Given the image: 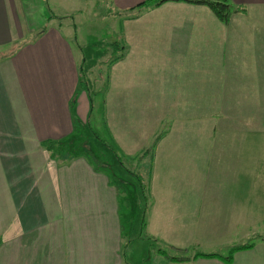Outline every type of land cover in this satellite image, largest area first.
Returning <instances> with one entry per match:
<instances>
[{"label": "crops", "instance_id": "crops-1", "mask_svg": "<svg viewBox=\"0 0 264 264\" xmlns=\"http://www.w3.org/2000/svg\"><path fill=\"white\" fill-rule=\"evenodd\" d=\"M35 1L0 0V264H123L119 197L107 173L83 157L51 159L42 146L71 135L76 106L86 123L90 97L61 17L35 20ZM106 1L127 9L119 13L124 55L111 65L106 86L109 139L133 156L159 135L145 228L137 234L145 229L170 248H202L264 223L258 169L237 150L251 136L193 129L211 123L197 117L208 113H221L212 123L223 129L254 121L234 97L264 96V0H230L245 10L227 24L206 6L183 1L151 9H131L143 0ZM260 240L235 250L230 261L192 256L185 264H264Z\"/></svg>", "mask_w": 264, "mask_h": 264}, {"label": "rangeland", "instance_id": "rangeland-1", "mask_svg": "<svg viewBox=\"0 0 264 264\" xmlns=\"http://www.w3.org/2000/svg\"><path fill=\"white\" fill-rule=\"evenodd\" d=\"M94 2V0H37L35 1L34 7L36 9L33 8L30 11L34 15L35 20L38 18L45 20L47 13L61 17L59 20L62 23V34L66 37V43L73 55L76 53L74 57L76 67H80L81 86L84 90H87L88 97H90V111L85 119L87 120L86 123L93 128L101 139L110 143L106 124V86L109 84L111 65L114 64L112 62H114V58L117 55L122 53V48H120L122 43L118 33L120 32L121 22L124 19L123 14L119 13L125 12L127 9H112L106 0H97L96 6ZM39 13L40 15H38ZM63 14L65 15L63 16ZM40 31L39 29L31 35L29 34L28 37L36 36ZM114 43H117V48H113ZM67 60L68 57L62 58L61 66L64 65L63 61ZM66 65L68 66L67 62ZM65 67H62L61 70H64ZM230 98L228 97L225 100L227 103L225 107L227 108L231 106L229 105L231 102ZM234 98L236 100L240 99L243 106L247 105L248 108H251L253 112L249 113L254 121L249 119L247 121L249 123H242L237 127L234 123H226L227 127L223 129L222 123H212L213 117H219L218 114L221 113H208V115L197 117L206 118L208 116V120L211 123H194L193 129L195 134H200L201 126H203L205 129L203 133L206 135L214 131V135L217 136L223 134L233 137L251 136L252 142L250 140L243 143L242 139L237 150L242 152V159L245 157L250 158L252 164L248 166L250 162L247 158L246 160H242V166L258 169L259 185L264 186V111L261 110L264 109V96L260 97V100H258V97L247 96ZM234 107L237 108L238 106ZM80 111L83 112L82 110ZM78 112L79 109L76 106V117L80 119L84 113L80 114ZM233 114L236 113H227L231 117ZM241 117L248 118L249 116ZM78 118V123H80ZM164 130L162 127V131ZM82 131L87 132V128ZM215 132L217 133L215 134ZM80 141L78 138L77 142L74 141L70 146L74 147L76 145L78 150H80L81 148L78 147ZM95 151H97L95 155L98 158L104 159V156L107 158L108 165L103 167L105 171L101 170L106 172L107 169V176L112 180L119 197L123 243H125L123 246V264H169L165 262L166 260L177 264H185L188 258L195 257L196 254L201 253L199 249L206 250V253H212L220 258H224L233 247L253 245L254 242L261 241L260 238L264 236V223H257L253 226H243L240 234L228 238L223 242L210 245L209 247L200 248L194 246L186 249H176L173 247L170 248L169 245L151 237L148 233L146 234L145 229L138 235L137 233L141 231L139 224L141 210L145 204L146 207L148 206L150 194L148 192L145 198L146 200L143 202L138 192L135 177H139L141 183L148 188V180L150 184L151 179H149L148 175L150 170L149 166L150 161L151 163L153 162L150 160V156L153 157L152 151L145 154L141 161L135 160L128 162V159L123 158L119 165L115 158L105 151V149H103L104 154L98 152V150ZM251 152L252 154L250 155ZM256 162H258V165L252 166ZM99 165L103 166L101 164ZM254 182L253 180L252 183ZM146 212L147 210H144V219L146 218ZM143 227L145 228V224ZM225 243L227 244L223 245ZM197 257L204 256L198 255ZM219 257L207 258L219 259ZM172 262L170 264H173Z\"/></svg>", "mask_w": 264, "mask_h": 264}, {"label": "trees", "instance_id": "trees-1", "mask_svg": "<svg viewBox=\"0 0 264 264\" xmlns=\"http://www.w3.org/2000/svg\"><path fill=\"white\" fill-rule=\"evenodd\" d=\"M168 1H183V2H187L191 4L206 6L213 13V15L220 22L224 24H227L229 22V19L232 14L237 13V12H244L245 10L243 7H240V6L233 7L230 0H143L137 3L134 7H131V9H134V8L151 9V8L158 7L161 4L168 2ZM113 45H114L113 48H115L117 46V43H114ZM120 48H122V50L125 49L123 45H121ZM123 55H124L123 52L117 55L114 58V62L121 60ZM79 72H80V69H79ZM85 128H87V132L82 131ZM78 138L81 140L78 144V147L81 148L80 150H78L76 145L74 147L70 146L73 144L74 141L77 142ZM158 138H159V135L152 142L151 146L148 149L142 150L139 154H136L133 156H125L122 153H119L117 151L116 147L112 144L110 139H109L110 143H107L106 141L101 139L88 123H76L71 135L61 140L51 139V138L45 139L42 141V146L50 152L51 159H58L59 161H62V162H68L74 158L83 157L85 158V160L89 162V164L95 170L98 171L101 169L104 170L103 167L107 166L108 162L105 156H104V159L98 158L95 155L97 153V151L95 150H98V152H101L102 154H104L103 149H105V151L110 153V155H112L115 158L118 165L119 163L121 164L123 158L128 159V162L135 161V160L141 161L143 160V156L145 154H148V152L152 151L153 145L156 143ZM99 164L103 166H100ZM106 172H107V169H106ZM135 180L137 182V188H138L139 195L144 202L146 200L145 199L146 195L149 192L148 188L141 183L139 177H135ZM146 209L147 207L145 204L141 210V220L139 223L141 226V229H142V226H144L145 224L144 210L146 211ZM249 246H252V245H247V246L243 245V246L233 247L231 251L228 253V255L222 259L226 261H230L232 258V253L235 250H238L244 247H249ZM198 255H201L204 257H219L212 253H200V254H196L195 256H198Z\"/></svg>", "mask_w": 264, "mask_h": 264}]
</instances>
